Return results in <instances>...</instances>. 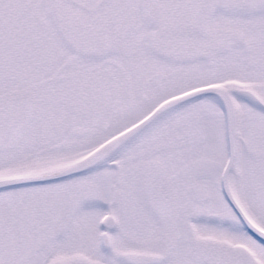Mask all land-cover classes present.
Returning <instances> with one entry per match:
<instances>
[{"label": "snow or ice", "instance_id": "snow-or-ice-1", "mask_svg": "<svg viewBox=\"0 0 264 264\" xmlns=\"http://www.w3.org/2000/svg\"><path fill=\"white\" fill-rule=\"evenodd\" d=\"M0 264H264V0H0Z\"/></svg>", "mask_w": 264, "mask_h": 264}]
</instances>
